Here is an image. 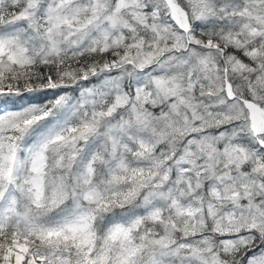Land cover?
<instances>
[{
	"label": "snow or ice",
	"instance_id": "obj_1",
	"mask_svg": "<svg viewBox=\"0 0 264 264\" xmlns=\"http://www.w3.org/2000/svg\"><path fill=\"white\" fill-rule=\"evenodd\" d=\"M0 264H264V0H0Z\"/></svg>",
	"mask_w": 264,
	"mask_h": 264
}]
</instances>
